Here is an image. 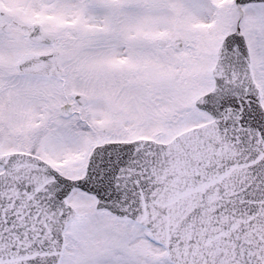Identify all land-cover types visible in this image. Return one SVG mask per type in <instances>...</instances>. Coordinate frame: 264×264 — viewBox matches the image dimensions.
Listing matches in <instances>:
<instances>
[{
  "label": "snow or ice",
  "instance_id": "1",
  "mask_svg": "<svg viewBox=\"0 0 264 264\" xmlns=\"http://www.w3.org/2000/svg\"><path fill=\"white\" fill-rule=\"evenodd\" d=\"M0 264H264V0H0Z\"/></svg>",
  "mask_w": 264,
  "mask_h": 264
}]
</instances>
